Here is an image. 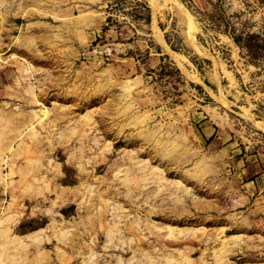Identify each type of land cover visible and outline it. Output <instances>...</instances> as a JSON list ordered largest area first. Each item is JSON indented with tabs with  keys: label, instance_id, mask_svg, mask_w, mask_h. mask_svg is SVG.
Wrapping results in <instances>:
<instances>
[{
	"label": "rangeland",
	"instance_id": "rangeland-1",
	"mask_svg": "<svg viewBox=\"0 0 264 264\" xmlns=\"http://www.w3.org/2000/svg\"><path fill=\"white\" fill-rule=\"evenodd\" d=\"M255 165L264 0H0V264H264Z\"/></svg>",
	"mask_w": 264,
	"mask_h": 264
},
{
	"label": "crops",
	"instance_id": "crops-1",
	"mask_svg": "<svg viewBox=\"0 0 264 264\" xmlns=\"http://www.w3.org/2000/svg\"><path fill=\"white\" fill-rule=\"evenodd\" d=\"M196 85H197L196 88L199 89V92L195 91V93L197 94L198 97H201V99L204 98L205 97V87L207 86H205V83L202 80L199 84H196ZM199 114H201V116H199L198 119H199L200 127L203 133V138H205V136L208 137L209 135L212 136L213 133L215 132V127H212V130L210 129L211 127L210 125L212 124L210 123V120L208 119V117L205 116V112H201ZM206 130L209 132V135H205ZM254 167L257 168L256 169L257 176L248 183L249 188L253 190L252 197L254 195L257 196L261 194L262 191L264 190V175H263V169H262L263 166L255 165ZM255 198L258 200L259 198H262V197L260 196V197H255Z\"/></svg>",
	"mask_w": 264,
	"mask_h": 264
}]
</instances>
